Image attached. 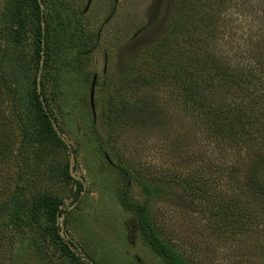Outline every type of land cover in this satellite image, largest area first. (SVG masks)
Listing matches in <instances>:
<instances>
[{
  "label": "rangeland",
  "instance_id": "374dc122",
  "mask_svg": "<svg viewBox=\"0 0 264 264\" xmlns=\"http://www.w3.org/2000/svg\"><path fill=\"white\" fill-rule=\"evenodd\" d=\"M87 1L38 0L44 13L40 26L48 54L40 59L37 91L44 92L47 106L44 104V109L54 116L67 151L56 150L37 165L34 158L41 157L34 147L28 159L30 170L23 166L26 155L15 151L17 160H11L13 166L7 164L0 168V199L20 187L25 190L23 197L30 200L44 193L56 195L67 208L65 218L58 219L60 234L68 247L89 264H164L144 245L134 217L120 205L123 181L115 169L119 160L132 169L153 173L155 177L178 172L175 171L177 167H183L180 172L188 175L196 162L186 165L189 162L180 160L178 149L171 148L175 135L190 143L181 149V153L185 158L192 153L190 157H199V166L207 168L209 163L217 162L230 166L237 160L234 156L229 160H214L216 148H210V144L206 146L207 140L193 130L190 116L181 109L173 115L177 117L174 118V129H180L171 139L122 128L110 137V142L106 141L108 133L99 104L102 94L108 95L113 82L124 75L135 58L165 34L175 0H92L85 10ZM193 1L195 3L190 6L195 8L197 4L199 8L194 15L196 19L205 6L204 0ZM3 2L5 0H0V8ZM226 7L223 17L227 19L220 22V26L230 30L225 36L223 33L220 53L225 55L227 62L234 63L245 59L252 50L261 49L264 1L227 0ZM25 17L26 24L17 43H9L6 38L0 40V59L1 49L6 51L4 61L0 60L4 65L3 72L13 80L17 96L14 105L23 113L31 108L29 93L34 73L37 24L30 7H27ZM46 58L49 67L44 70ZM20 62L28 73H23L18 65ZM138 69L146 70L142 65ZM93 75L97 76L95 118L88 103ZM11 101L10 96L4 106L9 107ZM20 141L21 137L17 135L15 146L18 147ZM66 162L71 177L82 184L76 202L73 201L75 187L65 181L61 169ZM202 170L206 180L215 181L209 195L220 188L227 192L216 173L208 174L207 169ZM170 187L165 198L154 202L152 212L166 239L171 240L179 251L187 250L190 264H263V258L255 248L258 239L255 226H249V230L236 238L228 232H212V226L218 223L217 217L200 214L199 206L206 202L192 201L183 189ZM130 197L142 201L138 186L131 185ZM214 197L225 200L228 195L219 193ZM6 213L0 209L1 221L8 217ZM8 237L13 238L12 264H67L59 258L54 245L42 240L38 232L25 228L22 233L12 232Z\"/></svg>",
  "mask_w": 264,
  "mask_h": 264
},
{
  "label": "trees",
  "instance_id": "16d2710c",
  "mask_svg": "<svg viewBox=\"0 0 264 264\" xmlns=\"http://www.w3.org/2000/svg\"><path fill=\"white\" fill-rule=\"evenodd\" d=\"M191 3L195 1L175 0L165 34L135 58L124 75L113 82L108 95L102 94L99 104L108 133L106 141L110 142V137L122 128L171 139L180 129H174V118L177 117L173 115L181 109L190 116L193 130L207 140L206 146L210 144V148H216L214 160H229L234 156L237 161L230 166L224 162L209 163L207 168L199 166V157H190L192 153L185 158L181 153V149L190 143L175 135L171 148L178 149L179 159L189 162L186 165L196 162L193 171L184 175L180 172L183 167H177L175 171L178 172L155 177L153 173L130 168L120 159L115 168L123 181L120 205L134 217L144 245L164 264H190L187 250L182 253L166 239L152 212V205L167 196L170 185L181 188L190 200L200 204L206 202L199 206L200 214L217 217L218 223L212 226V232H228L236 238L249 230V226H255L258 239L257 247H254L264 264V38L259 46L261 49H254L243 58L246 62H227L225 55L220 53V41L230 30L220 26V22L227 19L223 17L227 12V0H204L205 9L196 19L194 15L199 8L197 4L195 8L191 7ZM27 7L37 20L34 73L29 93L31 108L23 113L15 107L17 96L13 80L3 72L4 65L0 61V168L12 165L13 158L17 160L15 151L26 155L23 162L26 170L31 169L28 159L34 147L40 151L38 156L41 158H34L37 165L56 150L67 151V145L53 127L54 116L44 109V92L37 91L40 59L48 54L40 26L43 20L38 0H5L2 3L0 40L19 41L26 24ZM190 12L193 14L191 19ZM262 13L264 23V9ZM260 28L264 29V25ZM1 56L4 61L5 48L1 49ZM18 65L24 74L29 72L21 62ZM43 65L47 70V58ZM139 65L146 70L138 69ZM10 96L11 104L6 107L8 105L4 104ZM17 135L21 137L18 147L15 146ZM98 139L103 144V140ZM202 168L207 169L208 174L216 173L229 193L220 188L209 195L215 181L206 180ZM61 169L65 181L75 187L73 201L76 202L82 184L71 177L68 162ZM131 185L138 186L142 201L131 199ZM24 191L23 187L15 188L6 198L0 199V209L3 208L8 216L4 221L0 220V264H12L13 238L8 235L12 232L20 234L25 228L38 232L42 240L53 244L65 263L89 264L68 247L60 234L58 219L67 215L63 201L45 193L32 200L26 199ZM219 193L228 197L217 200L214 195Z\"/></svg>",
  "mask_w": 264,
  "mask_h": 264
},
{
  "label": "water",
  "instance_id": "95a60500",
  "mask_svg": "<svg viewBox=\"0 0 264 264\" xmlns=\"http://www.w3.org/2000/svg\"><path fill=\"white\" fill-rule=\"evenodd\" d=\"M91 1L92 0H88L87 1V4H86V7H85V10L88 9L89 5L91 4ZM40 8H41V19L43 20V17H44V14H43V10H42V7L40 5ZM39 78V77H38ZM38 78H37V82L38 81ZM96 82H97V76L96 75H93L92 77V80H91V84H90V90H89V106H90V110H91V113H92V116L95 118L96 116V113H95V104H94V97H95V87H96ZM38 93H40L39 89H38ZM40 99L42 100V97H40ZM42 103L44 105V102L42 100ZM52 124H53V127L57 133V135L60 137V139L63 140L62 136L60 135V133L58 132V129L55 125V123L52 121ZM108 160V158H106ZM93 264V263H91Z\"/></svg>",
  "mask_w": 264,
  "mask_h": 264
}]
</instances>
